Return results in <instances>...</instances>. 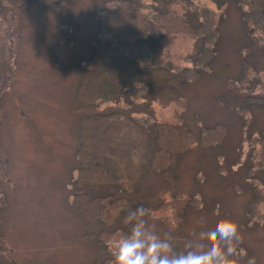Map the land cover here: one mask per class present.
<instances>
[{
  "label": "rangeland",
  "instance_id": "1",
  "mask_svg": "<svg viewBox=\"0 0 264 264\" xmlns=\"http://www.w3.org/2000/svg\"><path fill=\"white\" fill-rule=\"evenodd\" d=\"M21 1L15 79L0 93V264H94L111 254L91 237L107 226L73 203L80 121L92 109L126 104H84L80 110L78 91L99 20L116 0H70L60 6L57 0ZM195 1L209 20H214L212 13L219 19L211 67L180 91L164 81L167 71L159 68L154 91L132 96L133 110H147L160 122L181 119L194 130L225 122V140L189 146L172 180V171L150 172L143 190L155 191L141 201L158 233L170 230L184 237L179 251L219 218L230 217L239 225L245 260L254 256L256 264H264V102L246 113L242 109L249 97L264 99V27L251 31V24L245 26L247 7L241 0ZM172 38L164 60L191 64L185 57L198 51L200 38L179 33ZM91 85L89 92H94L97 84ZM189 193H196L200 207L187 210L180 222L171 219L170 207L153 208Z\"/></svg>",
  "mask_w": 264,
  "mask_h": 264
},
{
  "label": "trees",
  "instance_id": "2",
  "mask_svg": "<svg viewBox=\"0 0 264 264\" xmlns=\"http://www.w3.org/2000/svg\"><path fill=\"white\" fill-rule=\"evenodd\" d=\"M69 1L56 2L60 6ZM115 2L99 20L100 29L90 66L83 68L84 76L78 91L82 100L80 110L84 104L96 107L103 102L125 101L126 104L92 109L83 114L80 121L78 176L73 203L80 213L107 226L91 234L100 250H108L106 237H118L129 231L122 220L128 211L145 207L142 198L155 191V188L143 190L144 180L150 172L172 171L168 177L172 180L174 170L189 146L222 145L227 132L225 122L199 125L198 130H194L181 119L177 123L156 121L147 110L143 114L133 110L136 104L131 99L143 91H154L159 68L166 69L164 81L174 84L177 91L207 72L217 52L219 19L207 10L214 18L209 20L195 0ZM241 5L247 7L242 11L245 26L251 24V31L264 27V0H241ZM22 9L21 0H0V93L12 86L15 79ZM178 33L200 38L198 51L185 57L191 64L183 67L163 58L168 55L173 35ZM94 79H99L98 83H93ZM91 84H97L93 85L94 92H89ZM254 97L256 99L247 98L242 105L244 113L264 102V99ZM95 158H99L98 165L93 161ZM223 170L231 173V170ZM196 196V193L183 197L174 195L153 208L170 207L171 219L180 222L187 210L200 207ZM163 219L167 221L166 217ZM165 233H171L174 248L179 251L184 237L170 230ZM94 264H112V257L97 259Z\"/></svg>",
  "mask_w": 264,
  "mask_h": 264
},
{
  "label": "clouds",
  "instance_id": "3",
  "mask_svg": "<svg viewBox=\"0 0 264 264\" xmlns=\"http://www.w3.org/2000/svg\"><path fill=\"white\" fill-rule=\"evenodd\" d=\"M149 217L144 206L128 211L123 223L129 231L107 242L112 264H256L254 256L245 260L246 254L239 248V225L230 217H221L199 232L182 251L174 248L171 233L155 230Z\"/></svg>",
  "mask_w": 264,
  "mask_h": 264
}]
</instances>
